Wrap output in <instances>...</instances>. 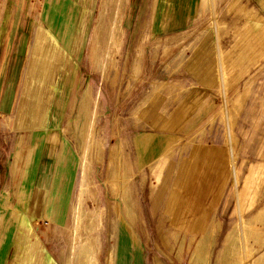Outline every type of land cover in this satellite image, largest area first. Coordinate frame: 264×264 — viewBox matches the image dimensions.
<instances>
[{"label":"rangeland","instance_id":"rangeland-1","mask_svg":"<svg viewBox=\"0 0 264 264\" xmlns=\"http://www.w3.org/2000/svg\"><path fill=\"white\" fill-rule=\"evenodd\" d=\"M153 2L95 0L63 130L77 163L65 218H8L0 203V240L11 231L0 264H264V17L251 0H173L185 27L148 39ZM203 42L214 90L167 81ZM154 45L159 58L135 85ZM156 133L160 155L140 167L133 152Z\"/></svg>","mask_w":264,"mask_h":264},{"label":"crops","instance_id":"crops-1","mask_svg":"<svg viewBox=\"0 0 264 264\" xmlns=\"http://www.w3.org/2000/svg\"><path fill=\"white\" fill-rule=\"evenodd\" d=\"M30 1L31 9L0 0V172L4 176L0 203L7 205L8 218L59 223L65 218L77 174L75 155L63 130L74 110L95 0ZM172 1L154 0L153 12L143 23V27L149 23L148 39L160 40L161 34L185 27L189 15L178 21L180 9H170ZM251 1L264 17V0ZM35 2L39 7L34 15ZM258 21L259 27L263 25V18ZM11 45H18L17 50H11ZM154 47L146 63L142 48L135 85L143 81L142 74L151 73L159 58ZM209 51L208 43H199L178 71L168 73L167 81L195 85L202 94L213 91L218 77ZM156 135L158 141L153 138L133 152L140 167L159 157L158 142L164 134ZM6 237L0 240L1 259L11 251L10 245L4 248L11 241V231ZM35 247L32 243L29 251H39L42 258L44 245Z\"/></svg>","mask_w":264,"mask_h":264},{"label":"bare ground","instance_id":"bare-ground-1","mask_svg":"<svg viewBox=\"0 0 264 264\" xmlns=\"http://www.w3.org/2000/svg\"><path fill=\"white\" fill-rule=\"evenodd\" d=\"M72 261H73L72 258H68L66 264H72Z\"/></svg>","mask_w":264,"mask_h":264}]
</instances>
